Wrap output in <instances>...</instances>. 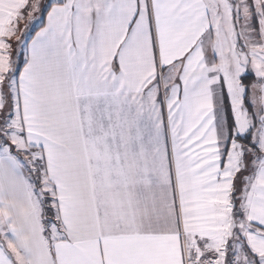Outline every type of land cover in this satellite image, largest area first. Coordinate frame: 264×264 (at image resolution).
<instances>
[{
	"label": "snow or ice",
	"instance_id": "obj_1",
	"mask_svg": "<svg viewBox=\"0 0 264 264\" xmlns=\"http://www.w3.org/2000/svg\"><path fill=\"white\" fill-rule=\"evenodd\" d=\"M0 264H264V0H0Z\"/></svg>",
	"mask_w": 264,
	"mask_h": 264
}]
</instances>
